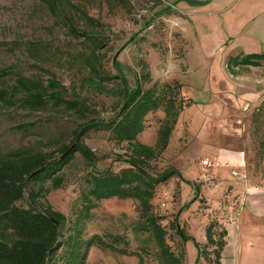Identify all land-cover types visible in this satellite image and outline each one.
<instances>
[{
	"label": "rangeland",
	"instance_id": "obj_1",
	"mask_svg": "<svg viewBox=\"0 0 264 264\" xmlns=\"http://www.w3.org/2000/svg\"><path fill=\"white\" fill-rule=\"evenodd\" d=\"M263 5V0H58V8L53 11L43 0H0V155L57 152L72 142L81 124L107 120L116 114L113 97L79 93L80 77L89 72L86 58L94 47L91 40L81 34L75 36L70 29L73 26L80 33L93 30L73 6L80 8L103 24L107 42L101 52L109 74L119 75L113 66L118 57L132 84L138 77L146 88L181 84L184 108L180 126L174 130L168 149L153 162L152 170L158 173L175 167L183 179L169 180L166 187L173 196H156L152 209L163 219L168 243L184 256V264H205L204 259H192L199 249L205 256L204 242L197 239L198 246L194 241L195 237H207L199 232V223L205 219L188 220L190 233L183 229L191 237L187 241L177 233V227H182L180 183L187 184L197 168L199 177L194 183L199 189L190 197L196 195L200 208H207L208 188L202 186L201 178L209 176L214 161L207 173L201 161L211 157L194 158L191 154L209 131L207 140L211 144L246 156V165L230 167L225 179L243 183L244 190L250 180L264 185V65L237 67L234 71L229 68L232 57L264 53ZM256 16L260 17L254 20ZM3 70L6 75H2ZM147 74L150 78L144 79ZM20 77L43 85L54 78L68 89L67 99H80L85 108H57L52 102L38 109L21 103L11 105L2 95H9ZM160 122L157 112L148 115L140 140L155 146ZM82 140L98 156V168L118 172L126 166L119 156H127L129 146L117 142L112 131L93 130ZM92 171L91 163L77 152L60 172L64 177L62 187L53 189L42 204L49 203L63 212L68 225L73 226L83 215V194L89 190L86 179ZM235 171L246 177L235 176ZM187 189L184 186L185 194ZM214 189L211 184V194L222 195V190ZM233 189L232 184L226 186L224 196L233 194ZM143 226L138 201L102 200L86 218L85 238L100 235L112 241L114 236H124L128 241L124 247L136 254L93 246L84 264H162L157 243ZM221 227H217L218 232ZM224 261L231 263L228 258Z\"/></svg>",
	"mask_w": 264,
	"mask_h": 264
},
{
	"label": "trees",
	"instance_id": "obj_2",
	"mask_svg": "<svg viewBox=\"0 0 264 264\" xmlns=\"http://www.w3.org/2000/svg\"><path fill=\"white\" fill-rule=\"evenodd\" d=\"M43 1L51 10H57L58 0ZM73 7L93 28L80 33L75 27H70L75 36L81 34L94 45L86 58L89 72L83 73L79 80V93L113 97L117 101L116 114L107 120L93 119L81 124L75 130L72 142L57 152L17 151L0 155V264H84L93 246L128 255L136 254L126 248L128 241L124 236H114L112 241L100 235L84 236L83 227L91 210L102 200L112 198L138 201L143 228L150 232L157 243L162 264H184V256L176 253L168 243V231L162 224L163 219L152 209L155 197L168 190L166 183L169 180L174 177L183 179L181 171L175 167L158 173L152 170L153 162L168 149L183 112L181 84H167L162 89L155 84L146 88L142 77L136 78L132 84L118 57L113 66L119 75L109 74L104 68V54L101 52L107 42L103 24L80 8ZM263 65L264 53H254L246 57H232L229 68L234 71L237 67ZM6 74L7 71L3 70L2 75ZM146 78H150V74ZM67 92L66 86L54 78L48 85H43L20 77L18 85L12 88L9 95L1 94L11 105L21 103L33 109L44 107L48 102L57 108L67 107L77 111L85 108L80 99H67ZM155 112L161 117V122L157 143L152 146L142 142L139 136L145 130L147 116ZM100 129L112 131L117 142H126L129 146V154L119 156L126 166L118 172L98 168V156L82 140L91 131ZM77 152L91 163L93 171L86 179L89 190L83 194V215L73 226H69V219L63 212L49 203L42 204L41 200L46 199L53 189L62 187L64 177L60 172ZM56 153L60 156H55ZM48 184L51 186L48 187ZM168 192L173 194L171 190ZM219 225L217 220H211L206 229L204 254L211 258L215 256L211 264H223L221 258L228 232L223 226L218 232ZM177 233L183 241L191 238L182 228L177 227ZM196 244L199 246L198 242Z\"/></svg>",
	"mask_w": 264,
	"mask_h": 264
},
{
	"label": "crops",
	"instance_id": "obj_3",
	"mask_svg": "<svg viewBox=\"0 0 264 264\" xmlns=\"http://www.w3.org/2000/svg\"><path fill=\"white\" fill-rule=\"evenodd\" d=\"M260 12H264V5ZM259 17L256 16L254 20ZM181 118L182 114L176 127L180 126ZM206 133L208 134H205V138H202L204 142L199 147L196 146L193 149L194 155H191L194 158L196 156H209L211 157L210 160L214 161L215 167L209 176L207 178L202 176L201 178V181L204 183L202 186L205 189L208 188L205 194L208 201L207 208H200L199 197L196 195L194 198L190 197L193 191L197 193L199 189L198 186L195 187L194 183V180L197 181L199 177V170L195 168L197 172L187 181V184L182 181L180 183L182 187V199L180 201L182 205L180 217L182 220L181 228L187 231L189 229L188 232L190 233L191 227L189 226L188 220L204 218L205 221L199 223V228L201 229L199 232H203L206 235L208 225L211 220L215 219L228 232L226 237L227 243L221 258L223 264H227L224 261L225 258L230 259V264H264V185L254 183L250 180L247 181L248 184L246 185V190H244L243 183L230 182V179H225L230 167L240 168L246 165V156L241 151L217 148L207 140L209 138V131ZM210 148L214 151L211 152ZM224 160H227V162H224ZM211 184L215 186L214 190H222V195L219 192L216 193L219 197L211 194L212 191L209 190ZM230 184L235 188L233 189V194L224 196V189L226 186H230ZM184 186L190 188L186 190V194L183 190ZM172 196L173 194H169L168 199ZM194 203L196 205L198 204L197 209H195L196 205H193ZM201 236L203 235L201 234ZM197 239L204 242V246L207 244V237L204 239L195 237V240ZM202 250L199 249L197 254H195L196 256H192V259H197V261L204 259L205 264H211V256L203 257ZM208 250L210 251V248Z\"/></svg>",
	"mask_w": 264,
	"mask_h": 264
},
{
	"label": "built area",
	"instance_id": "obj_4",
	"mask_svg": "<svg viewBox=\"0 0 264 264\" xmlns=\"http://www.w3.org/2000/svg\"><path fill=\"white\" fill-rule=\"evenodd\" d=\"M201 164H202V166H203V168H204V170L208 173V171L210 170V168L213 166V162L210 160V159H208V158H204V159H202V161H201ZM235 176H242V177H246V175H243V174H239L238 173V171H235L234 173H233ZM168 192V191H167ZM169 193V192H168ZM167 193L165 192L164 193V195H166Z\"/></svg>",
	"mask_w": 264,
	"mask_h": 264
},
{
	"label": "water",
	"instance_id": "obj_5",
	"mask_svg": "<svg viewBox=\"0 0 264 264\" xmlns=\"http://www.w3.org/2000/svg\"><path fill=\"white\" fill-rule=\"evenodd\" d=\"M116 59V58H115Z\"/></svg>",
	"mask_w": 264,
	"mask_h": 264
}]
</instances>
